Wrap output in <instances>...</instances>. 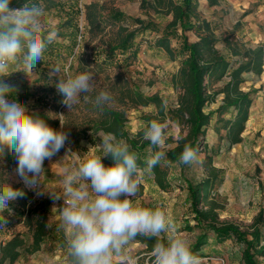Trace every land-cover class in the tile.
<instances>
[{"label":"rangeland","instance_id":"1","mask_svg":"<svg viewBox=\"0 0 264 264\" xmlns=\"http://www.w3.org/2000/svg\"><path fill=\"white\" fill-rule=\"evenodd\" d=\"M54 1L59 4L50 8L42 1L39 4L42 3L45 10L46 27L54 28L58 32L57 38L49 44V48L46 47L42 60L34 70L12 72L4 78L6 83L18 89L17 94L28 96L25 103L17 101L29 113L45 112L52 121L58 122L55 130H61L62 122L63 130L68 134L64 148L51 161H44L45 172L35 188L27 186L17 175V159L10 160L4 153L0 155V185H11L32 196L26 202L24 195L9 201V210L2 213L4 220L0 221V248L15 237L23 240V246L18 249L20 256L14 264H71L66 246L59 241L61 236H65L59 215L63 197L56 200L62 193L61 169L78 166L77 155L82 159L91 147L102 143L97 135L101 131L96 134L99 139L95 141L83 139L82 134L86 132L90 135L109 117L110 112L124 116L123 132L126 137H116L127 143L133 139L146 141L143 139V129L152 119L168 125L163 149L165 153L187 135V128L171 116L178 107L181 93L177 85L184 58L180 53L181 39L177 36L168 38L172 53L155 43L173 20L170 10L176 0ZM195 1L199 20L206 22V30L216 39V48L233 69L245 62L240 53L264 45V0H215L214 4L209 0ZM91 5L96 6L95 12L105 24L101 31L93 33L88 32L87 22L90 13L87 8ZM112 10L120 11L128 18L152 22L158 31L138 32L132 49L138 50L135 57L129 55L132 53L130 51L126 55H118L112 63L104 64L102 54L108 46L116 43L121 25L109 22L108 16ZM125 26L130 31L137 27L130 24ZM75 28L78 29L77 33ZM185 36L190 43L198 40L194 31L186 32ZM73 41H76L74 46ZM53 68H59L60 73H55ZM256 70L243 73L244 82L239 86L253 99L240 142L232 143L235 127L228 129L229 122H233L237 112L231 108L222 115L217 113L224 99V94L219 91L230 77L226 74L218 80L215 74L208 79L207 86L209 93L218 92L215 101L205 107V112L212 115L205 137L207 147L198 152L197 160L190 164L178 165L177 162L166 163L162 160L159 165L165 174L164 187L158 183L152 170L142 176L133 198L141 206L165 210L173 218L177 232L186 237L191 245L201 231L194 227L196 223L190 208L188 187L211 177L214 170L219 172V178L217 185L211 188L210 198L222 206L218 211L221 221L246 227L261 209L264 210V66L260 74ZM85 71L91 72L94 77L93 89L81 94L80 102L71 110L62 102L63 99L49 101V97L60 94L55 85L61 77L67 78ZM102 90L110 93L112 99L103 107H97L95 97ZM84 95L89 97L88 101L83 99ZM152 98L160 102L144 105L143 102ZM8 99L16 100L10 96ZM49 198H54V201L47 215V236L40 249L31 252L33 239L24 222L26 215L16 213L23 209L33 212ZM166 235L162 234L164 242ZM151 251L134 240L127 256L132 264H152ZM241 252V246L234 241L220 243L210 235L201 251V264H244ZM257 261L264 264V257ZM116 264H128V259L118 260Z\"/></svg>","mask_w":264,"mask_h":264},{"label":"clouds","instance_id":"2","mask_svg":"<svg viewBox=\"0 0 264 264\" xmlns=\"http://www.w3.org/2000/svg\"><path fill=\"white\" fill-rule=\"evenodd\" d=\"M11 0H0V155L5 148L17 157L16 173L24 183L37 187L44 175V161H51L68 140L63 130H54L44 119L34 117L17 100H9L18 89L5 82L12 72H31L43 58L47 44L58 35L54 28L46 27L42 3H25L20 8H10ZM19 69V70H16ZM60 73L59 68H53ZM94 77L85 71L62 78L55 85L63 96V103L71 110L80 102L81 94L92 91ZM88 101L87 95L83 96ZM112 99L107 91H100L95 105L103 107ZM168 125L157 119L147 122L143 139L150 149L146 167L137 163V154L129 144L112 133H98L102 143L91 147L76 159L78 166L61 169L63 206L59 211L60 227L66 236V249L71 264H116L128 259L127 253L137 236L155 237L152 264H201L193 253L189 240L176 230L173 218L162 208L141 206L133 198L141 184L142 176L164 160L163 151ZM111 156L114 163L105 166L102 157ZM197 152L185 145L178 165L197 160ZM24 195L11 185H0V221L8 211L9 201ZM166 235V242H163Z\"/></svg>","mask_w":264,"mask_h":264},{"label":"trees","instance_id":"3","mask_svg":"<svg viewBox=\"0 0 264 264\" xmlns=\"http://www.w3.org/2000/svg\"><path fill=\"white\" fill-rule=\"evenodd\" d=\"M40 1L47 8L59 4V2H55L54 0H11L9 6L15 9L22 7L25 3L39 4ZM209 1L211 4L215 3V0ZM174 2L170 10L173 20L165 27L162 32L163 35L155 43L158 47H163L172 53L169 48L168 38L177 36L181 39L180 53L184 58L178 74L179 82L177 84L181 93L179 95L178 107L172 111L171 116L174 121L187 128V135L181 138L173 149L165 153L164 161L166 163H176L185 145H190L197 153L207 147L205 137L212 115L205 112V107L210 102L215 101V97L218 95V92L209 93L207 86L208 79L215 74L218 80L223 79L226 74L230 77L229 81L219 91L224 94V99L217 113L222 115L231 108L237 112L233 122H229L228 129L231 130V127H235L232 143L240 142V134L243 131L244 123L248 119V112L253 102L250 93L243 92L239 88L240 84L244 82L242 74L251 72L255 68H257V73L260 74L262 66H264V45H262L255 50H244L242 54L240 53L239 55L242 56L245 62L238 64L233 69L231 64L216 48V39L206 30V22L199 20L196 1L176 0ZM87 9L90 10V13L87 15L88 32L101 31L105 24L103 20L98 18L95 12L96 6L91 5ZM108 19L112 24L121 25L118 28L116 43L108 46L102 54L104 56L102 61L104 64L112 63L118 55H126L132 51L138 32L148 30L158 31L157 26L152 22L128 18L117 10L110 11ZM125 24L137 27L130 31L129 27H126ZM189 31L197 33L198 40L196 42H188L185 33ZM75 32L77 33L78 29L75 28ZM74 45H76V41H73ZM47 47H50L49 44H47ZM137 53L138 50L135 48L129 55L135 57ZM93 61H96V59ZM10 97L21 103H25L28 96L15 93V95ZM48 99L54 102L55 99L62 100L63 96L57 93ZM159 102L157 99L152 98L143 103L146 105ZM31 114L34 117L44 119L45 123L54 130L58 125V122L52 121L45 112H31ZM124 122L125 118L122 114L110 112L109 117L103 120L90 135L86 132L83 133V139L89 141L98 140L99 137L96 134L100 131L112 133L115 136L126 137L123 132ZM128 144L130 151L137 154L139 167H146L145 160L147 158V149L150 148L149 141L140 142L133 139L128 140ZM4 154L10 160L17 159L16 154L7 148H5ZM210 160L211 158H209ZM102 163L107 167L113 165L114 161L111 156H108L102 157ZM214 171L215 173L203 182L188 187L190 208L196 223L194 227L201 231L195 242L191 245L192 251L200 257L203 247L208 243L209 237L212 235L220 243L234 241L241 246V256L244 264H258L257 259L264 257V210L261 209L253 218L251 224L246 227H242L234 222L221 221L218 211L222 209V206L210 198L211 188L217 185L219 178V174H217L219 172L217 170ZM153 172L158 183L164 187L163 177L165 174L159 164L153 168ZM31 198V195L24 194L25 202ZM53 201L54 198L43 201L33 212L23 209L22 212L16 213L19 216L26 215L24 222L28 225L33 239L30 248L31 252L38 251L47 236L46 220ZM24 207H26V204H24ZM134 240L146 245L151 250L157 242V238L145 236H137ZM59 241L66 246V236H61ZM22 246L23 240L19 237H15L5 243L0 248V264H14L20 256L18 249ZM68 259L70 261L69 256Z\"/></svg>","mask_w":264,"mask_h":264}]
</instances>
